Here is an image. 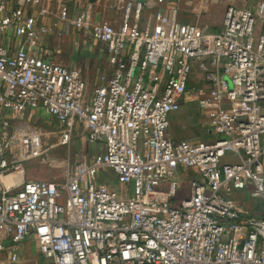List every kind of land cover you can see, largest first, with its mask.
<instances>
[{
	"label": "built area",
	"instance_id": "1",
	"mask_svg": "<svg viewBox=\"0 0 264 264\" xmlns=\"http://www.w3.org/2000/svg\"><path fill=\"white\" fill-rule=\"evenodd\" d=\"M71 1H0V264H22L30 243L40 264H264V2L229 5L211 32L183 23L179 0H77L74 18ZM98 3L116 17L97 21ZM70 26L106 51L113 74L93 89L45 57ZM194 76L211 141L170 134ZM41 110L58 145L101 150L62 183L25 180L44 140L24 116Z\"/></svg>",
	"mask_w": 264,
	"mask_h": 264
},
{
	"label": "rangeland",
	"instance_id": "2",
	"mask_svg": "<svg viewBox=\"0 0 264 264\" xmlns=\"http://www.w3.org/2000/svg\"><path fill=\"white\" fill-rule=\"evenodd\" d=\"M2 1V0H0ZM47 5L57 12L59 4L51 0H46ZM264 0H179L180 20L183 23L198 24L202 28H206L211 32L219 31L225 11L229 5L239 7H254L259 9L262 7ZM32 11L37 8L27 6ZM155 10H146L145 18L152 19ZM71 17L74 18L76 8L70 10ZM97 21L104 18H115L113 12L107 11L98 3L95 7ZM54 22L61 27V23L53 19ZM48 22V21H45ZM45 40V39H44ZM44 53L51 61L60 62L72 68L78 69L83 77L88 81L90 89L95 88L105 79L112 76L113 71L108 66L106 51L104 47L95 42L87 30L70 26V33L64 36L52 35L44 42ZM191 84L189 96H194L195 91L202 88V83L196 79ZM25 119L30 125L41 131L43 134V153L24 164L25 180H45L57 183L64 181L66 172L72 165L79 160L84 152L89 158H92L101 152L98 145L90 142H81L77 135L69 146L58 145V137L56 135L57 125L48 115L46 111L30 112L25 114ZM171 135L175 140L184 141H211L204 139L207 135V127L204 119L197 111L193 100H188L182 110L175 116L171 123ZM103 176L114 179V175L108 171ZM116 184L115 181H113ZM247 193V192H246ZM245 194V199L250 195ZM180 198V192L179 196ZM250 211H258L259 204L254 200L242 201ZM179 201L175 203V206ZM29 254L24 256V260L29 264H36L37 254L34 246L28 247Z\"/></svg>",
	"mask_w": 264,
	"mask_h": 264
},
{
	"label": "crops",
	"instance_id": "3",
	"mask_svg": "<svg viewBox=\"0 0 264 264\" xmlns=\"http://www.w3.org/2000/svg\"><path fill=\"white\" fill-rule=\"evenodd\" d=\"M51 1H54V3L56 4V2L58 1V0H51ZM47 3H51L50 1L49 2H47ZM70 8L71 9H74V8H76L75 7V4L73 3V1H71V3H70ZM70 9V10H71ZM51 20H53V18H47V19H45V21H51ZM44 21V22H45ZM48 37H46L45 38V40L47 39ZM45 40H43L42 41V45H43V47H44V42H45ZM87 81V80H86ZM88 82V81H87ZM196 93L194 94V96H189V92H188V94H187V97H186V99H185V101L182 103V107H181V109H180V111L182 110V108L184 107V104L186 105V103H187V101L188 100H193V103L195 104V107H196V109H197V106H196ZM179 111V112H180ZM197 111H198V109H197ZM178 112V113H179ZM199 112V111H198ZM178 113H175V114H173L172 116H171V121H170V128H171V123H172V121H173V119L175 118V116L178 114ZM201 115V114H200ZM201 117H202V115H201ZM203 118V117H202ZM204 119V118H203ZM204 123H205V125H206V127H207V123H206V120L204 119ZM170 134H171V130H170ZM205 136V138L204 139H207L208 138V136L207 135H204ZM171 137H172V135H171ZM173 138V137H172ZM177 141H179V140H177ZM190 141V140H189ZM246 193V192H245ZM247 194V193H246ZM248 195V194H247ZM235 199H236V201L238 202V203H241L242 201H249L251 198L249 197V198H247V199H245L244 197H245V194H244V192H237L236 194H235ZM245 206V208H247L248 209V207H246V204L244 205ZM250 210V209H249ZM28 245H30L31 246V243L30 244H28ZM29 253H27V255H28ZM37 254V253H36ZM36 262H38V263H36V264H40L41 262H40V259H39V256H38V254H37V259H36ZM22 264H29V263H26L25 262V260L22 262Z\"/></svg>",
	"mask_w": 264,
	"mask_h": 264
},
{
	"label": "bare ground",
	"instance_id": "4",
	"mask_svg": "<svg viewBox=\"0 0 264 264\" xmlns=\"http://www.w3.org/2000/svg\"><path fill=\"white\" fill-rule=\"evenodd\" d=\"M16 177H17V180H21V178H22L23 176H22V175H17ZM7 182H12V178L9 177V178L7 179Z\"/></svg>",
	"mask_w": 264,
	"mask_h": 264
},
{
	"label": "water",
	"instance_id": "5",
	"mask_svg": "<svg viewBox=\"0 0 264 264\" xmlns=\"http://www.w3.org/2000/svg\"><path fill=\"white\" fill-rule=\"evenodd\" d=\"M72 1H77V0H72ZM92 3H94L96 0H90Z\"/></svg>",
	"mask_w": 264,
	"mask_h": 264
}]
</instances>
